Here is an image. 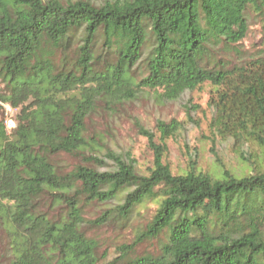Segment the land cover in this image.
Instances as JSON below:
<instances>
[{
	"label": "trees",
	"instance_id": "trees-1",
	"mask_svg": "<svg viewBox=\"0 0 264 264\" xmlns=\"http://www.w3.org/2000/svg\"><path fill=\"white\" fill-rule=\"evenodd\" d=\"M252 16L264 30V0H0V111L17 110L9 134L0 120L10 264H98L81 232L82 201L101 204L100 219L117 223L157 204L138 237H162L159 254L128 257L126 248L107 264H264V172L173 175L162 143L179 128L173 121L156 123L160 144L138 128L153 152L146 176L126 153L85 158L101 171L61 174L50 162L85 155V121L99 104L112 111L146 91L173 102L204 83L214 88L211 129L264 149V52L239 65L227 59L241 55ZM69 51L68 61H55ZM43 194L66 204L63 219L34 209Z\"/></svg>",
	"mask_w": 264,
	"mask_h": 264
},
{
	"label": "rangeland",
	"instance_id": "rangeland-1",
	"mask_svg": "<svg viewBox=\"0 0 264 264\" xmlns=\"http://www.w3.org/2000/svg\"><path fill=\"white\" fill-rule=\"evenodd\" d=\"M61 2L75 0H60ZM99 5L105 0H87ZM240 56H229L227 59L234 65L243 64L264 52V30L257 17H251L246 38L240 43ZM72 57V51L57 53L55 61ZM225 57V56H224ZM3 85L0 83V94ZM158 92L146 91L135 101L124 103L114 110L98 108L85 121V138L89 146L85 147V155H68L58 153L50 157V162L61 174L72 171L77 166L96 168L103 167L87 162L85 158L98 156L102 153L129 154L134 161L135 170L139 175L146 176L152 168L153 152L147 139L138 133V128L152 132L155 141L160 144V135L156 123L175 122L179 128L174 135L162 143L165 145L163 163L173 175L185 174L190 168L207 175L219 178L222 170L235 178L249 175L253 168L264 172V149L256 145H245L216 134L210 127L212 108L210 100L214 97V88L204 83L192 92L185 93L179 100L164 102ZM4 105V104H3ZM17 110L2 106L0 120L15 122ZM246 153L248 161L241 158ZM54 196L43 194L35 200V210L49 219L58 221L67 214L66 204L55 203ZM2 205H6L4 202ZM157 204L149 202L139 207L128 223L102 221L104 207L96 202H81V232L86 239L95 245V256L98 264H107L116 260L120 252L126 248L128 257L143 255L156 256L164 242L162 237L144 239L138 236L152 219ZM0 207V264H10L15 246L10 233L8 214Z\"/></svg>",
	"mask_w": 264,
	"mask_h": 264
},
{
	"label": "built area",
	"instance_id": "built-area-1",
	"mask_svg": "<svg viewBox=\"0 0 264 264\" xmlns=\"http://www.w3.org/2000/svg\"><path fill=\"white\" fill-rule=\"evenodd\" d=\"M2 106L5 107L7 110L10 109L9 105H2ZM4 126L7 134H9L15 126V122L13 120H6Z\"/></svg>",
	"mask_w": 264,
	"mask_h": 264
}]
</instances>
